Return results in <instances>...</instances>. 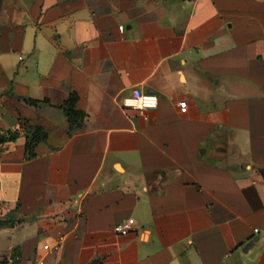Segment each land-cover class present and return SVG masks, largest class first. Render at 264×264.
Returning <instances> with one entry per match:
<instances>
[{
	"label": "crops",
	"instance_id": "crops-1",
	"mask_svg": "<svg viewBox=\"0 0 264 264\" xmlns=\"http://www.w3.org/2000/svg\"><path fill=\"white\" fill-rule=\"evenodd\" d=\"M37 256L264 264V0H0V264Z\"/></svg>",
	"mask_w": 264,
	"mask_h": 264
},
{
	"label": "built area",
	"instance_id": "built-area-1",
	"mask_svg": "<svg viewBox=\"0 0 264 264\" xmlns=\"http://www.w3.org/2000/svg\"><path fill=\"white\" fill-rule=\"evenodd\" d=\"M124 27L122 25L119 26V30L123 31ZM121 104L123 107L137 109L140 112H144L148 109H154L158 104V96L153 93H142V94H132L130 96H125L121 99ZM129 222H121L117 223L113 227V231L118 234H126L130 230ZM62 247V242L59 241L56 245L52 247L53 250H58ZM43 249L49 250L51 247L45 244L43 245ZM11 261V260H10ZM32 264H44V259L40 256L35 257Z\"/></svg>",
	"mask_w": 264,
	"mask_h": 264
},
{
	"label": "trees",
	"instance_id": "trees-1",
	"mask_svg": "<svg viewBox=\"0 0 264 264\" xmlns=\"http://www.w3.org/2000/svg\"><path fill=\"white\" fill-rule=\"evenodd\" d=\"M75 101H76V94L73 93L66 102V113L70 122H74L82 117V114L74 108ZM44 138H45V133L40 132L38 129H36L34 135L32 136V141H37L39 139H44ZM30 146L31 145L29 143L28 144L29 150H30Z\"/></svg>",
	"mask_w": 264,
	"mask_h": 264
},
{
	"label": "water",
	"instance_id": "water-1",
	"mask_svg": "<svg viewBox=\"0 0 264 264\" xmlns=\"http://www.w3.org/2000/svg\"><path fill=\"white\" fill-rule=\"evenodd\" d=\"M255 240H256V238H254V239L248 241V242L244 245V247H243V251H247L248 248L253 244V242H254Z\"/></svg>",
	"mask_w": 264,
	"mask_h": 264
}]
</instances>
